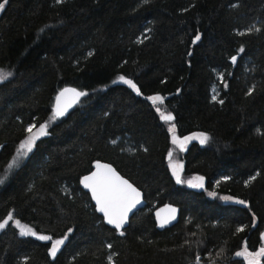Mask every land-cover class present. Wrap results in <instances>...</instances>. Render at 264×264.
Masks as SVG:
<instances>
[{
  "label": "trees",
  "instance_id": "16d2710c",
  "mask_svg": "<svg viewBox=\"0 0 264 264\" xmlns=\"http://www.w3.org/2000/svg\"><path fill=\"white\" fill-rule=\"evenodd\" d=\"M0 69L11 73L0 81V222L11 213L52 237L20 235L10 221L0 230V264H245L236 253L259 250L264 0H8ZM121 76L140 92L118 83ZM67 87L87 95L52 121ZM153 95L164 97L179 137H209L180 152L181 182L169 167L171 134ZM45 123L48 134L9 170L27 128ZM98 162L144 194L145 208L123 235L81 186ZM194 176L205 180L203 190L187 187ZM165 204L181 217L159 231L153 213ZM59 239L66 241L52 257Z\"/></svg>",
  "mask_w": 264,
  "mask_h": 264
},
{
  "label": "snow or ice",
  "instance_id": "6c2138e0",
  "mask_svg": "<svg viewBox=\"0 0 264 264\" xmlns=\"http://www.w3.org/2000/svg\"><path fill=\"white\" fill-rule=\"evenodd\" d=\"M58 2H63V0H58ZM147 2V0H145ZM8 3V0H2L0 2V11H3L5 5ZM200 37L197 36L196 40H199ZM240 51H243L241 49ZM233 62H235L236 57H233ZM11 75L10 72H5L3 69H0V81L7 79ZM119 79L128 84L131 88H133L137 93L140 92L139 88L135 83L131 80L125 79V77L121 76ZM70 94V100L65 99L66 95ZM86 92H80L76 89H64L60 92L57 96L56 100V107L55 112L52 119H56L57 117H61L65 115L68 108L72 106V104L77 103L79 98L82 96H86ZM153 104H163L164 97L160 95H154L149 97ZM223 101H221L222 103ZM156 111L160 113L161 118L164 121L171 122L175 119V117L171 114H165L161 112L159 107L156 108ZM35 125H30L27 128V132L30 135L27 139L21 143L19 149L17 150L16 156L13 158L11 163L8 165V169H12L15 165H17L18 160L21 157L27 155V152H30L35 144V141L39 139L41 136H46L48 134V124H41L37 131H33ZM170 131L172 133V143L178 144L181 150L184 148L185 143L189 139H198L201 144H205L208 142L209 137L206 134H199L195 137H185L181 140L179 137L176 136V126L172 124L170 127ZM172 153H169V159L171 160ZM182 165H172L174 175L178 182H181L179 168ZM96 171L93 172L90 176H85L83 183L86 188L91 190L92 196L96 201V205L100 212L104 214L107 218V222L109 224L114 225L117 229H122L124 225L128 222L129 213L141 202V193L140 191L135 188L131 183H129L126 179L121 177L115 169H113L110 165L100 164L97 163ZM255 179V177H253ZM195 183L192 181H188V183L193 187H203V177H196ZM0 183H3V180L0 179ZM211 195H215V193H210ZM225 199H231L230 197H225ZM238 203H245L244 201H238ZM169 215L166 217H161L160 226L164 227L166 224L170 223L171 220L175 219L176 209L169 208L167 209ZM159 216L160 214L157 213ZM13 216L10 213L6 219L0 222V230H3L10 221H13ZM16 227L20 230V235H30V236H37L40 240H52L51 236L46 235H38L36 231H34L31 227L22 224L19 220H15ZM244 228H238L237 231H243ZM123 235V232H121ZM65 237L64 239H66ZM64 239L55 240L51 249L50 254L52 257L56 256L57 251L59 250L60 246L63 245ZM111 247V245H109ZM237 256H243L248 260V264H260V257L264 256V247L260 248L258 252H249L247 247H244L243 251L237 252ZM112 257H109L111 260Z\"/></svg>",
  "mask_w": 264,
  "mask_h": 264
},
{
  "label": "water",
  "instance_id": "95a60500",
  "mask_svg": "<svg viewBox=\"0 0 264 264\" xmlns=\"http://www.w3.org/2000/svg\"><path fill=\"white\" fill-rule=\"evenodd\" d=\"M65 89H75V88H73V87H67V88H65ZM63 90H64V89H63ZM63 90H61V91H63ZM76 90H77V89H76ZM77 91H79V90H77ZM80 92H81V91H80ZM59 94H60V93H59ZM59 94H58V95H59ZM58 95H57V96H58ZM56 98H57V97H56ZM81 98H82V97L79 98V101L81 100ZM65 99L70 100V94H67ZM79 101H78L77 103L72 104V106L68 108V110H67V112L65 113V115H66L68 112H70L73 108H75L76 105L79 103ZM56 103H57V100H55V104H54V112H55ZM65 115H63V116H65ZM63 116H61V117H63ZM98 163H100V164H105V165H110V164L105 163V162H98ZM96 165H97V163L94 165L93 170H92L88 175H86V176H90L93 172H95V171L97 170V169H96ZM110 166H111L113 169H115L112 165H110ZM115 170H116V169H115ZM116 172H117L121 177H123V176H122L117 170H116ZM84 177H85V176H84ZM84 177H83L82 180H81V186H82L83 190L87 191V192L90 194L91 199H92V201H93V203H94V205H95V207H96V211H97V213H98V214L104 219V222H105V224H106L107 226H109L110 228H112V229H114V230H116V231H118V232H122V231H124V230L129 226V223H130L131 219L133 218V216H134L137 212H139L140 210H142L143 208H145V206H146V201H145V199H144V194H143V192H142L141 190H139V189H138L134 184H132L129 180H127L125 177H123L124 179H126L129 183H131L135 188H137V189L140 191V193H141V202H140V203H139V204H138V205L132 210V212L129 213L128 222L124 225V227H123L122 229H117L114 225L109 224V223L107 222V218L104 216V214H103L102 212L99 211L98 206L96 205V201H95V199H94L93 196H92L91 190H90L89 188H86V187L84 186V183H83ZM202 190H203V188H202ZM169 208H174V209H176L175 219H174V220H171V222L168 223V224H166L164 227H161V226H160V220H161V217H166V216L169 215V212L167 211V209H169ZM157 213H159L160 215L158 216ZM153 216H154V220H155V223H156V226H157L158 230H159V231H164V230H166V229H169V228L174 227L175 225H177V224L179 223V221H180V217H181V209H180L179 207L174 206V205H171V204H165V205L160 206L159 208H157V209L154 211Z\"/></svg>",
  "mask_w": 264,
  "mask_h": 264
},
{
  "label": "rangeland",
  "instance_id": "374dc122",
  "mask_svg": "<svg viewBox=\"0 0 264 264\" xmlns=\"http://www.w3.org/2000/svg\"><path fill=\"white\" fill-rule=\"evenodd\" d=\"M2 13V11H0V14ZM126 79V78H125ZM118 83H121V84H125V83H123L120 79H118ZM125 85H127L128 87H130L128 84H125ZM131 88V87H130ZM132 90H134L133 88H131ZM135 91V90H134ZM215 91V90H214ZM136 92V91H135ZM154 96V95H153ZM161 96V95H160ZM151 97V96H150ZM149 98V97H148ZM150 102H152L150 99H148ZM152 104H153V102H152ZM156 108L157 107H159L160 109H161V112H164L163 110H162V107H161V104H153ZM159 113V112H158ZM165 113V112H164ZM166 114V113H165ZM159 115H160V113H159ZM160 117H161V115H160ZM162 119V118H161ZM55 120V119H54ZM54 120H52V121H54ZM163 120V119H162ZM165 122H167V121H165ZM168 123V128H169V132H170V134H171V142H172V139H173V137H172V133H171V131H170V127H171V125H172V121L171 122H167ZM39 128H35V129H33V131L35 132V131H37ZM199 134H201V133H199V132H197V133H192V134H190V135H187V136H185V137H195V136H198ZM204 134V133H203ZM29 135H30V133H29ZM28 135V136H29ZM207 135V134H206ZM176 136L177 137H179L177 134H176ZM208 136V135H207ZM42 137H44V136H41L40 138H42ZM185 137H179L181 140H183ZM39 138V139H40ZM27 139V138H26ZM25 139V140H26ZM24 140V141H25ZM38 140V139H37ZM36 140V141H37ZM23 141V142H24ZM35 141V142H36ZM192 143H199V144H201L200 143V141L198 140V139H189L186 143H185V145H184V148L182 149V150H186ZM206 144V143H205ZM205 144H201V145H205ZM35 145V144H34ZM34 147V146H33ZM33 149V148H32ZM181 150V148L179 147V145L178 144H173L172 143V149L170 150V152L169 153H172V158H171V160L169 159V155H168V159H169V167H170V170H171V172H172V174H173V176L175 177V179H176V176L174 175V172H173V168H172V165L173 164H175V165H182V167H180L178 170H179V172H180V177L182 176V173H183V168H184V166H183V162L182 161H180V159H179V154H180V152L182 151ZM32 151V150H31ZM30 151V152H31ZM30 152H27V155L26 156H24V157H21L19 160H18V163H17V165H19L22 161H24L26 158H27V156L29 155V153ZM196 177H200V176H194L193 178H191L189 181H192L193 183H195L196 181H195V178ZM203 184H204V186H205V180L203 179ZM186 185H187V187H189V188H191V189H194V190H199V189H202L201 187H193V186H191L189 183H188V181L186 182ZM211 195V194H210ZM211 196H213V195H211ZM225 197H230V196H223L222 197V201L224 202V203H226V204H241V203H238V201H240L239 199H237V198H234V197H230L231 199H225ZM15 220H13L12 221V223L15 225V222H14ZM16 226V225H15ZM23 236H30V235H23ZM32 237H35V238H37V236H32ZM65 241L66 240H64V243H65ZM64 243H63V245H64ZM63 245H61V246H63ZM60 246V247H61ZM262 247H264V233H263V236H262V245H261V247L260 248H262ZM260 248H259V250H260ZM244 250V249H243ZM243 250H241V251H243ZM259 250H257V251H255V252H258ZM249 251V250H248ZM249 252H251V251H249ZM255 252H253V253H255ZM238 258H242L244 261H245V264H248V260L245 258V257H243V256H237ZM262 258H263V256H261L260 257V264H261V260H262Z\"/></svg>",
  "mask_w": 264,
  "mask_h": 264
}]
</instances>
